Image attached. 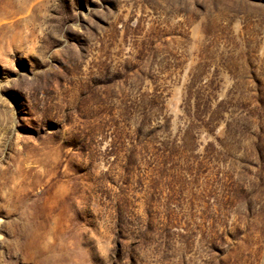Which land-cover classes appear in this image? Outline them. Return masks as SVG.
Returning a JSON list of instances; mask_svg holds the SVG:
<instances>
[{
  "label": "rangeland",
  "instance_id": "374dc122",
  "mask_svg": "<svg viewBox=\"0 0 264 264\" xmlns=\"http://www.w3.org/2000/svg\"><path fill=\"white\" fill-rule=\"evenodd\" d=\"M20 194L18 264H264V0H0Z\"/></svg>",
  "mask_w": 264,
  "mask_h": 264
},
{
  "label": "bare ground",
  "instance_id": "6f19581e",
  "mask_svg": "<svg viewBox=\"0 0 264 264\" xmlns=\"http://www.w3.org/2000/svg\"><path fill=\"white\" fill-rule=\"evenodd\" d=\"M24 196V194H20L18 207L7 213L9 224L14 229L11 232L5 231L4 226L6 223L0 221V264H18L17 260L21 259L24 262L28 239L31 238L35 242L40 236L37 215L39 205L35 200L25 201ZM33 264L38 263L33 262Z\"/></svg>",
  "mask_w": 264,
  "mask_h": 264
}]
</instances>
